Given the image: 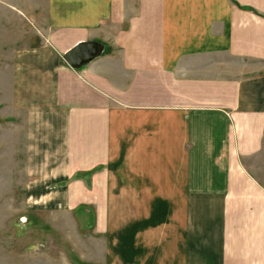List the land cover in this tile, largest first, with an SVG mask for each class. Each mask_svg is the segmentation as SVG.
<instances>
[{
	"label": "crops",
	"instance_id": "crops-1",
	"mask_svg": "<svg viewBox=\"0 0 264 264\" xmlns=\"http://www.w3.org/2000/svg\"><path fill=\"white\" fill-rule=\"evenodd\" d=\"M3 4L36 203L95 206L117 264H264V0Z\"/></svg>",
	"mask_w": 264,
	"mask_h": 264
},
{
	"label": "rangeland",
	"instance_id": "rangeland-1",
	"mask_svg": "<svg viewBox=\"0 0 264 264\" xmlns=\"http://www.w3.org/2000/svg\"><path fill=\"white\" fill-rule=\"evenodd\" d=\"M6 1L21 8V1L32 7L44 2L0 0V10ZM9 13L18 27L3 28L0 14V264H109V257L112 264H117L109 253L110 242L97 229L95 206L55 209L34 201L25 162V111L9 103L12 47L24 44L22 35L31 38L29 29L34 28L32 21ZM245 164L264 184V142L261 153L246 158ZM89 206L93 213L86 212Z\"/></svg>",
	"mask_w": 264,
	"mask_h": 264
},
{
	"label": "water",
	"instance_id": "water-1",
	"mask_svg": "<svg viewBox=\"0 0 264 264\" xmlns=\"http://www.w3.org/2000/svg\"><path fill=\"white\" fill-rule=\"evenodd\" d=\"M100 50L96 41L83 42L69 50L64 59L73 67H80L83 64L93 60Z\"/></svg>",
	"mask_w": 264,
	"mask_h": 264
},
{
	"label": "bare ground",
	"instance_id": "bare-ground-1",
	"mask_svg": "<svg viewBox=\"0 0 264 264\" xmlns=\"http://www.w3.org/2000/svg\"><path fill=\"white\" fill-rule=\"evenodd\" d=\"M100 52V51H99ZM66 62V61H65ZM67 63V62H66ZM67 64H69V63H67ZM70 65V64H69ZM71 66V65H70ZM73 67V66H72Z\"/></svg>",
	"mask_w": 264,
	"mask_h": 264
}]
</instances>
